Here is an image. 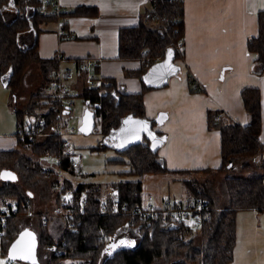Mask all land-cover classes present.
<instances>
[{"label": "trees", "instance_id": "16d2710c", "mask_svg": "<svg viewBox=\"0 0 264 264\" xmlns=\"http://www.w3.org/2000/svg\"><path fill=\"white\" fill-rule=\"evenodd\" d=\"M92 14H95L93 10L81 7L73 12L63 13L62 16L67 19ZM53 20L56 18L44 17L40 13L35 0H0V80L12 93V103L17 111V128L43 121L45 129L51 131L59 122L62 104L50 96L48 88L60 70L61 59L60 56L41 58L38 41L42 32L41 25ZM184 33L183 4L167 1H154L152 7L142 15L138 26L120 31L119 59L141 63L140 69L129 73L141 79L143 88L140 94L118 91L116 82L110 79L102 80L97 86H89L88 73L80 69L81 60L76 61L78 87L75 88L81 89L76 96L82 97L87 106L81 130L85 134L92 133L97 127L96 119H99L106 147H114L112 140L121 131L133 130L130 133L136 139L123 149H118V152L129 159L130 174L144 176L170 173L165 160L159 156V149L166 137L163 133L154 131L155 126L165 122L167 115L161 113L153 120L148 119L144 94L167 86V82L150 80L151 71L161 63L172 61L178 68L176 73L180 72L176 62L183 56V51L178 46L184 41ZM247 47L256 57L252 72L258 76L263 75L264 11L258 14V34L248 40ZM32 65H37L40 70L41 85L32 92L27 106L19 110L15 105L18 101L17 94ZM96 76L95 73V80H98ZM193 82L190 77L191 91L200 92L201 88H194ZM241 96L250 117L247 126L234 122L221 110H210L207 115L208 128L218 130L221 135L222 163L214 172L227 174L236 166H241L238 174L231 173V176L223 178L228 200L221 203L208 182L197 179L183 182L186 198L193 197L208 202L209 219L205 221L200 234L186 225L165 226L156 218L140 219L134 214L135 209L144 203V187L141 182L110 184L107 187L110 189L106 198L107 209L101 213L105 188L97 184H74L66 179L62 192L68 191L70 194L69 224L73 227H65L57 240L45 228L40 235L35 233L38 244L48 253L46 264H63L66 260L78 261L79 264H230L237 241L238 213L249 210L264 212V177L246 175L252 169L251 161L257 158L262 159L260 165L264 169V145L259 139L263 128L262 94L259 89L246 88ZM69 112L70 108L64 110L66 115ZM49 156L60 159L59 168L73 172L68 158L62 155L61 136L53 134L45 140L17 138L16 149L0 150V166L19 168L27 182L54 180L52 187H56L58 173L37 160ZM206 171L209 170L195 171L193 175ZM0 199L20 204L25 202L32 207L31 193H26L22 187L1 178ZM116 201L117 211L111 213ZM30 207L8 220L5 233L1 236L5 254H9L11 245L24 230L20 218L30 212ZM44 221L47 223V218ZM201 236L202 243L199 240ZM53 245L58 247L59 254L50 249Z\"/></svg>", "mask_w": 264, "mask_h": 264}, {"label": "crops", "instance_id": "0c3cea01", "mask_svg": "<svg viewBox=\"0 0 264 264\" xmlns=\"http://www.w3.org/2000/svg\"><path fill=\"white\" fill-rule=\"evenodd\" d=\"M59 4L63 13L81 7L95 12L87 16H71L65 22L64 19H56L41 25L39 54L43 59L60 56V69L71 70L65 81L75 83L67 84L72 94L78 87L76 61L87 59L98 61V67L88 74V77L97 74L95 86L102 80L110 79L116 82L118 91L140 94L143 88L141 79L129 73L140 69L141 63L119 59V34L124 28L140 24L142 15L151 8L149 0H59ZM183 9V56L176 62L180 72L169 74L167 81L161 79L157 82H167V86L144 94L148 119L153 120L161 113L167 115L165 122L155 126L154 131L166 137L159 156L165 160L170 171L159 175L164 177L156 181L163 192L159 194L155 190L153 194L143 196L144 202L150 196L159 201L166 194L186 198L183 182L192 177L198 179L196 176H204L206 180L209 175L222 178L240 172L241 166H236L227 174L214 172L222 163L221 135L218 130L208 128L207 115L210 110H221L234 122L247 126L250 117L241 96L246 88L259 89L262 94L263 128L259 139L264 145V74L258 76L252 72L256 57L247 47L248 40L258 34V14L264 11V0H184ZM61 29L72 38L61 36ZM190 77L201 87L200 92L191 91ZM72 98L70 101L73 103ZM14 134L9 138L0 137V150L17 148ZM261 160L251 161L252 169L246 173L247 176L264 177ZM59 170L58 167L57 173ZM76 170L70 172L64 169L63 173L69 179L70 175L77 174ZM199 170L209 171L193 175ZM175 171H190L191 174H177ZM52 195L48 213L57 204L55 192ZM106 198L107 194L102 198V204H107ZM2 203L8 202L0 199ZM31 204L33 207V202ZM32 207L26 216L20 218V222L37 217V213H31ZM27 231L33 232L34 229ZM230 264H264V212L249 210L238 213L237 241Z\"/></svg>", "mask_w": 264, "mask_h": 264}, {"label": "rangeland", "instance_id": "374dc122", "mask_svg": "<svg viewBox=\"0 0 264 264\" xmlns=\"http://www.w3.org/2000/svg\"><path fill=\"white\" fill-rule=\"evenodd\" d=\"M177 70V66L172 61H166L164 63L165 75L163 77V81L168 80L169 74L176 75ZM41 79V73L37 65L30 66L22 89L19 90L17 94L18 101L15 105H17L19 110L27 106L32 92L36 91L40 87ZM65 84L74 85L75 83H73L72 80H69L67 82L65 81ZM80 92L81 89L76 90L74 97L72 98L74 101L72 109L65 117L68 121V129L70 131L68 134L64 135V138L69 140L75 147L77 154L76 158L80 163V168L76 170L77 174L70 175L69 179L67 178L66 173L61 175L62 178H66L74 184H97L103 188L108 187L113 182H121V180L141 182L144 187L143 196H148L156 191L161 194L163 192V188L160 184H157L156 181L158 179H163L164 176H138L130 174L128 157L118 152V149H123L130 143V141L136 139V137L134 138L128 131L129 129L121 131L117 134L116 139L114 141L112 140V145H114V147L105 146L107 142L101 132L99 119H96L97 127L92 133L85 134L82 132L81 126L87 106L82 97L79 95L76 96ZM15 109L16 108L12 103V93L10 89L6 88L0 80V137L6 136L9 138L17 132V111ZM24 120H27V117H24ZM25 154H29V152H25ZM37 160L47 168H51L58 172L59 166L55 157L49 156ZM116 160H122V162H116ZM3 171L14 173L16 175V180H13L12 182L17 186L22 187L24 192L31 193L32 195L33 207L31 213H37V217L32 219H23L21 224H23V228H25L24 230L34 229L36 235H40L43 228H45L54 240L59 239L65 228L61 222L62 220L60 218L47 217L48 223H45L44 221L45 213L47 215L49 212V201L51 196H53L52 193L55 192L56 196L58 193V188L54 187L53 189L51 185V182L53 183L54 180H41L39 183L27 182L21 170L12 166H0V178ZM196 177L198 178L197 180L201 182L209 183L208 186H210V189H212L220 202H225V199L228 200L225 187L222 183L224 177L221 178L218 175H209L206 180H204V176ZM63 183L64 180L62 181V184ZM109 192L110 189H106L104 191L103 198L106 197V194ZM64 194V196L69 200L70 194L68 191H64ZM44 225L46 226L43 227ZM199 240L201 243L203 242L202 236ZM1 243L2 240L0 237V264H46L48 260L47 251H45L40 245L35 247L32 258L27 260L23 258H14L11 255V252L10 254H5ZM63 264H79V262L66 260Z\"/></svg>", "mask_w": 264, "mask_h": 264}, {"label": "built area", "instance_id": "2783aa9c", "mask_svg": "<svg viewBox=\"0 0 264 264\" xmlns=\"http://www.w3.org/2000/svg\"><path fill=\"white\" fill-rule=\"evenodd\" d=\"M33 1V0H26ZM38 3V8L40 13L44 17H54L59 21L63 18V11L59 4V0H35ZM154 1H167L178 4H183L184 0H149L151 4ZM61 25H63L60 22ZM61 36L65 38H72V35L67 33L65 30L61 29ZM184 41H181L179 44V50L183 51ZM94 67H98V61L93 59L82 60L80 64V69L86 71L88 74L93 70ZM67 74H71V70L62 71L61 69L56 74L55 81L49 86L48 93L53 99L58 100L60 104H62V109L59 112L58 118L59 122L56 126H54L51 131H47L45 129V124L43 121H38L37 123H28L24 126H20L17 128L16 137L21 139H29V141L34 140H45L46 138L53 135L61 136L62 141V155L68 158L69 166L72 169H79L80 163L77 160V154L75 147L71 144V142L64 138L65 134H68L70 131L68 129V121L66 120V114H64V110L71 109L73 106L72 101L70 99L74 96L72 94V89L65 84V79ZM70 76V75H69ZM87 83L89 86H95V78L90 75L88 77ZM194 88H201L195 82L192 83ZM57 163H60V159L56 158ZM63 170L60 168L58 173V193L59 201L56 206L52 209L50 213L45 215L44 217H56L62 219L65 227H73V225L69 224V218L71 217V209L68 208L69 200L67 197L63 195V184L62 178ZM84 201H82V204ZM28 203L20 204L17 201H11L8 203L0 204V237L4 235L5 228L8 226V220L12 217H16L20 215L21 210L29 209ZM118 202H115V207L113 209L114 213L117 211ZM107 209V204L101 205V213L105 212ZM134 214L138 215L140 219H149L151 217L160 220L163 225H186L190 227L194 232L201 233L203 225L206 220L209 219V211H208V202L203 201L201 199H196L193 197L188 198H177L173 195L166 194L159 201H157L154 197L150 196L143 203L141 207L135 209ZM50 249L59 254V249L57 246L53 245Z\"/></svg>", "mask_w": 264, "mask_h": 264}, {"label": "water", "instance_id": "95a60500", "mask_svg": "<svg viewBox=\"0 0 264 264\" xmlns=\"http://www.w3.org/2000/svg\"><path fill=\"white\" fill-rule=\"evenodd\" d=\"M164 75V63H161V65L155 68L149 76L151 81L158 82L163 79ZM1 179L4 181H13L16 180V175L9 171H3L1 174ZM37 244L38 243L35 234L31 231L24 230L11 245L9 254L11 252V255L14 258L30 260Z\"/></svg>", "mask_w": 264, "mask_h": 264}]
</instances>
